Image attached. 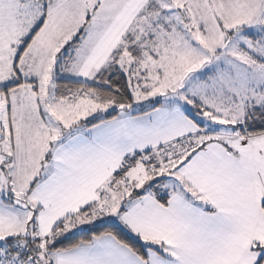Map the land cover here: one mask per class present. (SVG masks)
<instances>
[{
  "label": "snow or ice",
  "instance_id": "6c2138e0",
  "mask_svg": "<svg viewBox=\"0 0 264 264\" xmlns=\"http://www.w3.org/2000/svg\"><path fill=\"white\" fill-rule=\"evenodd\" d=\"M0 264H264V0H0Z\"/></svg>",
  "mask_w": 264,
  "mask_h": 264
}]
</instances>
